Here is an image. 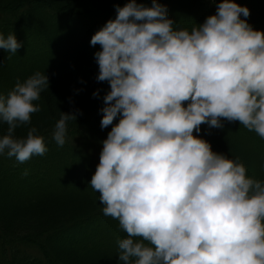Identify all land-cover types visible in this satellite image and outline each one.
<instances>
[{"label":"clouds","instance_id":"1","mask_svg":"<svg viewBox=\"0 0 264 264\" xmlns=\"http://www.w3.org/2000/svg\"><path fill=\"white\" fill-rule=\"evenodd\" d=\"M115 8L90 39L100 45L96 79L110 85L100 125L112 127L89 184L103 214L127 233L117 240L120 264H264V181L194 134L226 119L264 138V30L237 0H220L190 30L175 26L159 0ZM22 44L14 32L0 33L8 53ZM49 84L38 70L0 93L8 125L0 154L23 163L46 153L35 126L26 136L15 130L41 110L35 101ZM76 119V111H60L57 145Z\"/></svg>","mask_w":264,"mask_h":264},{"label":"trees","instance_id":"2","mask_svg":"<svg viewBox=\"0 0 264 264\" xmlns=\"http://www.w3.org/2000/svg\"><path fill=\"white\" fill-rule=\"evenodd\" d=\"M127 0H0V33L14 32L22 46L16 54L0 48V93L35 71H45L49 89L41 92V110L15 135L26 136L35 126L50 133L60 111H76L68 122L74 133L65 144L26 166L0 162V264H120L117 240L127 233L118 220L105 216L99 192L89 184L99 162L102 141L112 125L101 128L107 81L94 53L100 45L91 36L116 5ZM151 6V0H137ZM177 25L189 30L216 12L220 0H159ZM250 9L248 22L264 30V0H237ZM98 91L94 96L93 92ZM187 102H185L186 104ZM119 117L113 123L118 122ZM7 123L0 122V135ZM214 151L238 157L247 174L264 181V138L239 121L223 120V127L202 124L198 133ZM74 138L75 142H74ZM96 147L97 155L92 149ZM26 173V174H25ZM37 249L25 254L27 245Z\"/></svg>","mask_w":264,"mask_h":264},{"label":"rangeland","instance_id":"3","mask_svg":"<svg viewBox=\"0 0 264 264\" xmlns=\"http://www.w3.org/2000/svg\"><path fill=\"white\" fill-rule=\"evenodd\" d=\"M96 147L94 146L93 149H92V154L94 155H97V152H96ZM37 249V242H34V243H31V244H28L27 245V251L25 252V254H31L33 253V251H35Z\"/></svg>","mask_w":264,"mask_h":264}]
</instances>
